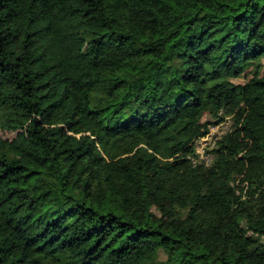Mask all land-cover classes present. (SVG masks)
I'll return each mask as SVG.
<instances>
[{
	"label": "trees",
	"instance_id": "1",
	"mask_svg": "<svg viewBox=\"0 0 264 264\" xmlns=\"http://www.w3.org/2000/svg\"><path fill=\"white\" fill-rule=\"evenodd\" d=\"M260 102L264 0H0V264H264Z\"/></svg>",
	"mask_w": 264,
	"mask_h": 264
},
{
	"label": "rangeland",
	"instance_id": "2",
	"mask_svg": "<svg viewBox=\"0 0 264 264\" xmlns=\"http://www.w3.org/2000/svg\"><path fill=\"white\" fill-rule=\"evenodd\" d=\"M241 81V80H239ZM264 103L260 102L253 106L250 111L246 113V118L253 125V121L255 118L256 111L261 108ZM230 128V121L225 120L220 122L219 124L211 125L209 128V132L206 133L203 137L199 138L196 141V153L198 154V160H203L205 163H208L211 159L210 153L206 152L207 149H210L214 143V141L219 138L220 135L225 133ZM0 135L4 137H12L14 136V132H0ZM252 138L251 132L249 130L243 131L241 136L234 137L231 140V144L233 147L241 149L245 146L246 142H248ZM164 214L160 213L157 210L152 211L151 220L154 221L156 218L163 216ZM190 236L194 241H199L202 238H210L215 240L223 239L222 231L219 227H214L211 230H204L202 232H197L194 230H190Z\"/></svg>",
	"mask_w": 264,
	"mask_h": 264
},
{
	"label": "built area",
	"instance_id": "3",
	"mask_svg": "<svg viewBox=\"0 0 264 264\" xmlns=\"http://www.w3.org/2000/svg\"><path fill=\"white\" fill-rule=\"evenodd\" d=\"M198 141V140H197Z\"/></svg>",
	"mask_w": 264,
	"mask_h": 264
}]
</instances>
